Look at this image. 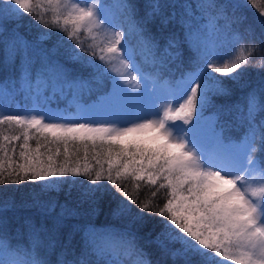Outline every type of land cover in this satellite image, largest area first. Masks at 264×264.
<instances>
[{
  "label": "snow or ice",
  "instance_id": "1",
  "mask_svg": "<svg viewBox=\"0 0 264 264\" xmlns=\"http://www.w3.org/2000/svg\"><path fill=\"white\" fill-rule=\"evenodd\" d=\"M248 5L258 10L259 33L251 25L240 31L246 17L235 10ZM120 7L138 50L106 0H0V36L13 25L4 56L12 66L21 61L22 88L31 90L32 45L18 34L25 16L41 29L38 42L53 31L63 33L45 56L44 73L69 88L111 86L100 109L75 118L42 108L38 91L30 107L0 103V186L30 183L43 191L69 182L67 177L83 186L76 179L83 177L88 186L80 195L88 210L94 214L107 200L108 215L123 222L118 230L104 231L72 225L55 264H128L133 256V264H153L138 235L150 217H158L161 228L147 243L170 264H264V82L242 101L217 108L214 120L204 119L205 111L216 107L213 97L232 95L229 83L247 87L241 83L246 69L264 62V4L212 0L206 30H194L185 21L183 37L171 34L163 47L150 25L163 29L176 22L166 9L177 5L147 0L143 16L128 0ZM179 7L187 17L193 5ZM195 7L203 10L199 3ZM184 44L192 70L178 81L165 80V68L181 59ZM222 44L228 47L223 55ZM6 92L0 82V95ZM221 115L232 116L244 129L240 138L225 136ZM10 207L0 205V212ZM54 209L48 204L43 211L50 215ZM75 215L61 206L51 230L26 219L31 237L26 243L0 217V264H53L48 258L56 248L52 236ZM45 232H51L47 241L41 236ZM76 233L81 256L67 259ZM89 254L96 259L87 260Z\"/></svg>",
  "mask_w": 264,
  "mask_h": 264
},
{
  "label": "trees",
  "instance_id": "2",
  "mask_svg": "<svg viewBox=\"0 0 264 264\" xmlns=\"http://www.w3.org/2000/svg\"><path fill=\"white\" fill-rule=\"evenodd\" d=\"M107 3L111 5V10L117 23L124 28L126 33H131L126 35V39L129 40L131 47L139 48L138 39L132 31L131 26L127 20L121 15L122 9L120 7L124 0H106ZM128 2L135 3L138 5L139 16H143L147 9L145 4L147 0H128ZM212 0H161L164 4H175L176 8H167L166 12L174 13L177 17L176 22H173L166 28H161L159 24L150 25L152 34L159 40L161 47L166 43V39L169 35L175 34L178 39H181L186 33L187 24H191L193 29L199 28L201 30H206L208 27V13L212 11L209 8V4ZM216 3H224L225 0H215ZM229 4L236 3L238 0H227ZM257 5L264 4V0H256ZM192 4L193 8L189 10L187 17H183V9L179 7L181 4ZM202 5L203 10L197 9L196 4ZM229 13L233 12L230 7L228 9ZM235 15L245 16L246 20L242 25L239 26L240 31L243 32L246 27L251 25L257 33L261 31V26L258 23L259 13L257 8H253L251 5L247 7L239 8L235 10ZM183 17V18H182ZM187 21V24L185 23ZM8 31L0 36V82H4L7 92L0 95V103L8 105L12 108L24 106L27 107V100L32 94L47 95L50 94L51 99L48 100L50 107H61V114L64 116H80L83 113L89 112L91 108L97 104L99 101L102 102V98L107 91H110L111 86L107 83H102L99 86L92 85L90 88L85 87L77 89L75 87L69 88L62 81L56 80L48 73L43 72L44 65L46 64L45 56L50 53V51L57 45L58 38L63 36V33H58L53 31L50 38L38 42L37 36L39 31V26L35 24L32 17L25 16L24 26L19 27V33L25 37L32 45L29 49V57L32 61L31 65V90L22 88L23 83L21 79V61L17 60L15 66H12L5 60L4 48L5 42L9 41L13 35V25L9 24ZM211 39L216 40V37H211ZM66 40V37H65ZM219 40H223V37H219ZM71 43V41H67ZM219 54H226L228 47L226 44H222L219 49ZM182 57L180 60L174 61L165 68V80L178 81L182 73L192 70V63L189 59V45L184 44L181 47ZM140 59L138 54V60ZM261 63L257 62L252 66H249L245 75L241 80L242 84H247V87L241 88L238 85L229 83V87L232 88V95L230 96H218L212 98V104L216 107H210L204 113L205 121H212L216 118V109L223 106L228 108L229 106L236 104L238 101H242V97L254 87H258L264 82V68L261 67ZM215 75V74H214ZM227 81V77H221ZM30 103V102H29ZM80 103L85 107L86 110L77 111L76 104ZM260 117L258 116L257 119ZM220 125H224V134L227 137L238 139L242 136L244 129L235 122L232 116H220ZM231 124V127L228 124ZM32 144V141L30 142ZM33 145V144H32ZM34 147V145H33ZM80 155H83L81 150ZM259 155V153H258ZM72 177H67L65 180L69 182H56L52 183L51 187H44L41 190V186L38 184H5L0 186V205L11 204V207L0 212V217L6 219L7 223L11 226V230L17 235V239L21 243L28 242L31 237L28 235L24 228V222L26 219H31L35 222L36 226L39 227L43 225L45 228L51 230L53 226V219L61 212V206H65L66 210H71L77 213L72 218L66 219L64 221V227H62L58 234L52 236L56 240V248L48 257L53 264L57 260V256L63 249L68 233L71 231L72 225L79 226H95L97 229L104 230H118L123 226V222L113 221L108 215V203L107 200L100 202L97 211L93 214L88 210V204L82 202L81 193L86 190L88 186V181L83 177L76 178L77 180H83V186L79 183L72 184L70 181ZM109 187H111L109 185ZM143 187V186H142ZM129 190L132 191L131 185ZM48 204H54L55 209L50 215L44 214V206ZM161 225L159 223L158 217L148 218V223L140 229L138 235L140 237L139 244L144 250L149 254L156 264H170L167 257L163 256L160 250L155 244H148L147 241L153 239L156 234L160 231ZM151 232V235H149ZM51 232L42 233V239L47 241ZM74 249V253L71 252ZM43 251V249H42ZM81 256V244H80V234L76 233L73 236L72 243L70 246V252L67 259H76ZM86 259L92 261L94 258L92 255H87ZM136 257H132L128 260V264H133ZM225 264H231L229 261H225Z\"/></svg>",
  "mask_w": 264,
  "mask_h": 264
},
{
  "label": "rangeland",
  "instance_id": "3",
  "mask_svg": "<svg viewBox=\"0 0 264 264\" xmlns=\"http://www.w3.org/2000/svg\"><path fill=\"white\" fill-rule=\"evenodd\" d=\"M35 97H36V94H32V95L30 96V98L27 100V103H26L27 107L32 106ZM50 99H51L50 94H47V95L39 94V105H40L42 108H44V109H46V110H48V111L59 112V113L61 114V112H60V111H61V107L57 106V107H53V108H52V107L49 106L48 100H50ZM29 102H30V103H29ZM101 103H102V102L99 101L97 104H95V105L91 108L90 111L100 109V107H101ZM24 107H26V106H24ZM76 108H77V111H83V110H86L85 107L82 106L80 103L76 104ZM66 117H68V118H75V117H73V116H72V117H70V116H66ZM77 117H78V116H77ZM32 144L35 146V141H32Z\"/></svg>",
  "mask_w": 264,
  "mask_h": 264
}]
</instances>
